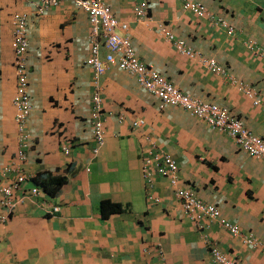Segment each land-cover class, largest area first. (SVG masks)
I'll list each match as a JSON object with an SVG mask.
<instances>
[{
    "label": "crops",
    "instance_id": "1",
    "mask_svg": "<svg viewBox=\"0 0 264 264\" xmlns=\"http://www.w3.org/2000/svg\"><path fill=\"white\" fill-rule=\"evenodd\" d=\"M74 1L62 0L38 15L41 0H0V168L15 169L0 175V189L17 173L29 178L8 198L14 205L0 224V264H216L210 245L236 264H264V251L244 243L251 236L264 247V162L181 108H159L158 98L115 65L107 66L100 79L104 144L94 154V73L85 64L90 24ZM103 1L127 25L119 32L129 37L140 62L182 93L227 109L264 140V111L229 78L264 100V0H194L205 6L203 18L184 10L181 0H146L144 19L133 12L140 0ZM17 13L27 16L32 106L22 162L11 49ZM160 26L228 75L180 54ZM97 38L103 60L107 50L102 36ZM137 120L144 124L133 127ZM153 155L175 160L179 185L215 206L239 235L210 219H203L201 227L191 222L166 178L153 174L146 181L143 162ZM31 188L39 194H31ZM103 201L120 210L103 217ZM7 210L0 205L1 212Z\"/></svg>",
    "mask_w": 264,
    "mask_h": 264
},
{
    "label": "built area",
    "instance_id": "2",
    "mask_svg": "<svg viewBox=\"0 0 264 264\" xmlns=\"http://www.w3.org/2000/svg\"><path fill=\"white\" fill-rule=\"evenodd\" d=\"M62 0H41L40 6L37 8V14H43L47 9L57 7ZM76 7L87 14L90 24V55L85 63L90 66L94 73V92L91 96L90 122L91 133L95 142L93 150L96 154L104 144V125H103V108L100 93V79L107 69V66L115 65L120 70L135 76L137 83L147 92L158 98L159 108L163 106L179 107L192 117L200 119L211 129L227 134L233 139L237 147L252 158H257L264 162V140L254 135L248 130L244 124L235 117L231 116L227 109L216 104L205 103L182 93L178 88L173 86L165 78L160 76L152 66L145 65L136 57L134 48L128 36L119 33V30L125 31L126 24H120L112 14L111 8L102 0H75ZM182 6L185 10L191 11L198 17L206 16L205 7L193 0H182ZM147 3L140 0L133 8V12L137 18L144 19L147 17ZM223 26L225 22L221 21ZM160 31L164 37L174 43L176 50L190 59H200L202 65L211 72L227 76V71L218 65L215 60H208L201 54L192 51L184 40L177 39L167 31L165 27L160 26ZM229 33L232 28L228 27ZM103 38L104 46L107 50L105 58L99 57V41L98 36ZM11 48L14 53L15 63L14 71L16 76V86L13 96V105L15 108V123L19 132L18 159L22 162L26 158V149L28 148L27 134L25 131L26 122L31 113V101L28 92V77L26 66V52L28 48L27 39V16L25 14H14L12 16V42ZM264 58V49L261 51ZM231 82L236 85L237 89L248 97L252 104L264 111V100L256 96V91L241 81L234 80L229 77ZM144 124L143 120H137L132 123L133 127H139ZM64 154H68L69 148L63 147ZM142 173L146 181L151 182V176L157 174L162 178H166L170 187L173 189L175 198L179 202L183 213L193 223L200 226L203 219L217 221L219 225L227 229L233 235H239L240 231L236 226L225 221L215 206L205 204L196 198L195 194L179 185L177 176V164L169 155H153L143 162ZM15 169L9 166L0 168V175L10 174ZM15 172V171H14ZM27 178L22 173H17L14 181L7 187L0 189L3 195L0 198V205L7 207V212L0 211V224H2L13 207L8 198L11 197L13 191L20 190L27 182ZM30 193L39 194L37 188H31ZM151 201L157 202V199L148 197ZM59 208L55 207L54 212ZM201 227V226H200ZM244 243L253 247H260L264 251V247L260 245L253 237L247 236ZM211 258L216 264H236V262L226 257L218 247L209 246Z\"/></svg>",
    "mask_w": 264,
    "mask_h": 264
},
{
    "label": "trees",
    "instance_id": "3",
    "mask_svg": "<svg viewBox=\"0 0 264 264\" xmlns=\"http://www.w3.org/2000/svg\"><path fill=\"white\" fill-rule=\"evenodd\" d=\"M59 183L62 184L64 183L63 179H59ZM101 211H102V215L103 217H108V215L112 214V213H116L120 210L119 206L116 204H112L109 201H103L101 203Z\"/></svg>",
    "mask_w": 264,
    "mask_h": 264
},
{
    "label": "clouds",
    "instance_id": "4",
    "mask_svg": "<svg viewBox=\"0 0 264 264\" xmlns=\"http://www.w3.org/2000/svg\"><path fill=\"white\" fill-rule=\"evenodd\" d=\"M103 1V0H102ZM146 1V0H145ZM182 1V0H181ZM194 1V0H193ZM104 2V1H103ZM140 2V1H139ZM194 2H196V1H194ZM105 3V2H104ZM147 3V2H146ZM196 3H198V2H196ZM204 6V5H203ZM205 7V6H204ZM78 8V7H77ZM182 8H183V6H182ZM184 9V8H183ZM206 9V8H205ZM81 10V9H80ZM185 10V9H184ZM188 11V10H187ZM191 12V11H190ZM113 14V13H112ZM87 15V14H86ZM196 15V14H195ZM203 17H205V16H203ZM203 17H200V18H203ZM120 31V30H119ZM118 31V32H119ZM120 33V32H119ZM123 35V34H122ZM28 39V38H27ZM12 42V41H11ZM12 49V48H11ZM14 54V53H13ZM86 61V60H85ZM86 64V63H85ZM87 65V64H86ZM88 66V65H87ZM90 67V66H89ZM118 68V67H117ZM122 71V70H121ZM124 72V71H123Z\"/></svg>",
    "mask_w": 264,
    "mask_h": 264
}]
</instances>
